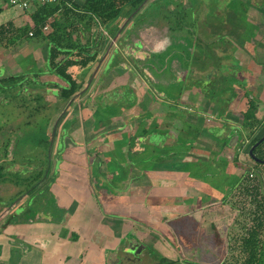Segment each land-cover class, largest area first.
<instances>
[{"label":"crops","instance_id":"crops-1","mask_svg":"<svg viewBox=\"0 0 264 264\" xmlns=\"http://www.w3.org/2000/svg\"><path fill=\"white\" fill-rule=\"evenodd\" d=\"M82 2L70 0L64 5ZM261 6L264 8V0ZM212 44L215 52L218 44ZM228 47L236 49L234 43ZM212 49L206 55L215 60ZM113 50L101 72L109 66L115 68L111 65ZM204 54H188L190 66L187 62L181 68L184 73L174 76L175 90L167 99L155 90L156 103L146 91L142 95L150 99L143 102L135 89L137 79L129 83L117 78L105 91L93 95L97 105L106 100L107 114L102 119H94L93 124L79 117L63 121L52 137L49 162L39 183L28 192L24 184L15 185L14 197L19 203L0 220V264H218L229 254L232 221L221 216L226 205L221 201L227 200L244 169L254 172L252 166H242L249 163L246 154L251 139L264 133V89L256 97L255 117L260 125L247 138L232 90L236 83L232 87L229 81L228 90L219 86L227 68L236 64L231 59L236 58L229 55L230 65L218 63L211 79H206L200 74L203 70L194 66V59L200 61ZM192 66L199 68L195 80L190 76L194 71H187ZM89 69L79 68V74ZM219 71L225 73L217 78ZM182 85L191 87L179 94ZM216 85V93L210 91ZM92 89L86 92L84 104L92 100ZM126 92L127 103L131 97L132 104L111 109L110 104ZM230 135L236 140H230ZM259 150L264 153V144ZM60 155L68 157L59 159ZM201 159L226 164L217 169L219 190L204 180L207 169L195 167ZM259 172L261 177V168ZM32 191L39 202L35 214L28 217L23 214L30 207L21 206L20 201Z\"/></svg>","mask_w":264,"mask_h":264},{"label":"rangeland","instance_id":"rangeland-1","mask_svg":"<svg viewBox=\"0 0 264 264\" xmlns=\"http://www.w3.org/2000/svg\"><path fill=\"white\" fill-rule=\"evenodd\" d=\"M227 1L149 0L130 18L125 19L124 17L120 19L117 26L118 31L116 32L117 38L114 40L111 36L106 37L101 27L95 28L93 25H90L87 31H83L82 35H79L78 31L81 29L82 22H84V19L80 18V12L72 10L70 13L63 14L61 9L47 17V21H52V23L54 21L55 24L45 26L41 31V37H28L24 31L27 28V30H30L29 14L34 10L35 6L32 4L28 9L22 11L11 6L8 0H0V23L3 24L10 21L12 25L11 29L2 36L1 43L5 47L0 44V68L3 67L0 77L42 70L44 56L46 55L45 43L48 39H44L43 36L52 33V30L63 31L62 25L64 23L66 26L68 25V28L73 29L74 34L72 37L77 38L76 40L79 43H87L88 35L95 31L94 36L98 42L94 48L99 51L100 55L97 63L84 75L79 74L80 70L77 66L69 68L78 83L86 84L68 102H61L58 96L53 94L52 91H56L57 87L50 83L49 79H52V77L48 74L36 76L40 84L35 86L27 85L23 91L18 92L15 98H10L14 90L7 93V89L0 87V167H3L2 172L6 171L1 176V179H8L5 182L0 181V220L3 214L7 213L6 211H9L10 208L19 203V200H15L9 206L10 202L14 200V194L18 189L13 182L21 180L22 177L30 172L32 167H39L42 171L45 169V165L49 162L47 158L50 147H53L51 143L52 137L58 134V127L62 125L63 121L66 122L71 117L77 120L79 117L81 121L90 120V124H93L92 121L94 119L99 120L101 116L97 117L96 115L98 105L93 95L105 91L108 85H113L117 82V78L118 80L126 79L129 83L134 82L132 79H137L139 86H135V89L137 87L141 95L146 91L150 92L156 103L159 101V97L155 95V90L162 98L167 99V94L172 95L175 90L173 88V85H175L174 76L178 73L182 75L185 71V69L181 68L187 65V57L190 52L188 49L192 45L190 44L192 37L196 36L205 44L212 41L210 26L217 19L214 13L218 14L217 12L228 8H235L233 12L236 18L246 28L243 42L237 41L235 37L230 36L232 41H236V44L234 43L236 49L226 47L224 52L220 51L219 48H216L215 52L212 49L215 60L210 58V55L209 57L206 55L209 54L208 52L211 53V50H206L202 59L193 64L195 68L198 66L203 70L200 73L201 75H206V79H211L212 74L210 73L214 67L218 69V63L221 64L223 62L230 65L229 55L236 58L237 64L233 67L230 65V69L227 68L228 71L226 70L230 78L224 77V79L227 78L226 85L230 84L229 81L232 87L234 82L236 83V90L234 88L232 90L236 99H238L237 113L240 115L245 107L246 93L256 99L264 89V8L261 6V0H231L226 5ZM19 28H24V30L18 32V37L14 39L15 41L13 40V44L10 43L11 41L7 39L8 36ZM226 29L227 27L224 25L220 31L222 36L226 34ZM217 44L220 46L221 42ZM202 48L193 47V56L199 55ZM112 50L111 65L115 66V68L111 69L109 66L101 72L104 62ZM126 52L131 55L132 60L129 61L125 58ZM224 53L226 56H224ZM119 63H124V67H118L117 64ZM187 66L189 67L190 63ZM194 66L187 71L190 73L194 71L193 75L190 74V76H193L195 80L196 77L194 75L199 68L194 70ZM223 73L225 71L221 72V74ZM218 74L217 78L221 76L220 71ZM43 81H46V83L42 85L41 82ZM208 81L211 82V80ZM219 82H221L219 86L223 87L222 83H225V80L222 81L220 79ZM91 87L93 88L92 100L84 104L83 99ZM190 87V85H182L179 88V94L185 93ZM224 87L227 89V86ZM217 90L218 85L215 87L210 86V91L216 93ZM37 93L41 94L42 97L38 99L37 96L39 94ZM142 96L143 102L150 99L147 96ZM256 101L258 100L256 99ZM36 106H38V111L31 112L32 108ZM114 106H116L115 103L110 104L111 109ZM101 109L104 110L103 107ZM104 114L107 113L104 112ZM115 121H118V118ZM89 129L92 130V127L90 126ZM93 129L96 130L97 128ZM131 130L128 129L127 132H131ZM231 133H234V131L231 130ZM230 136L231 138L233 137V135ZM232 140L235 141L236 139L233 137ZM45 141L47 147L44 146ZM236 146L238 148L242 147L240 144ZM184 147L188 148V146ZM65 157L68 156L60 155L59 159H65ZM246 157L249 163L242 166V169L252 166L253 173H255L256 177L259 176L257 179L264 196V165H259L260 163L253 161L247 154ZM197 164L195 167H201L202 170L207 169L208 171L205 175L203 174L204 178L206 177L204 180L207 185L210 188L219 190L221 178L217 169L221 167L224 169L226 164L220 166L218 162H212L210 159H201L197 161ZM260 168L262 169L261 177ZM40 177L42 178V175L37 180ZM243 177L240 178V181L227 196L228 205H225L221 210L222 213H220L221 216L231 218L230 227H234L236 232H240L241 228L250 224L251 212L257 205V200H254L252 196L243 195V192L237 196L236 192L240 191L243 186L254 184L252 180L245 179V181H242ZM27 186L29 184H24V187ZM37 187L35 188L36 191L39 190ZM36 194V192L32 191L27 196L26 193L23 197L21 196V206L30 207L23 215L26 214L29 217L35 214V207H38L39 202ZM230 205L232 208L229 207ZM184 228H186L185 225L182 229ZM190 228L192 227L188 229Z\"/></svg>","mask_w":264,"mask_h":264},{"label":"trees","instance_id":"trees-1","mask_svg":"<svg viewBox=\"0 0 264 264\" xmlns=\"http://www.w3.org/2000/svg\"><path fill=\"white\" fill-rule=\"evenodd\" d=\"M148 1L149 0H83L80 5L71 3L72 7L65 6L64 1H59L57 3H34L33 5L35 6V8L29 14L31 22L30 30H27V28L24 32L28 37H41V31L43 27H45L46 25L49 26L50 24H55L54 21L52 23V21L50 22L46 20L48 16L60 11V9L62 10L63 14H67L72 12V10H75V12H80V18L84 19V22H82V25L80 26L81 29L78 31L79 35H82L83 31H87L88 27L90 25H93L95 28L101 27L106 37L111 36L114 40H116V32L118 31L117 26L120 19L124 17L125 19L130 18L138 10H140ZM229 1L231 0H228L225 4L227 5ZM233 11H235V8H228L227 10L224 9V11L221 10L220 12H217L218 14L214 13L217 19L210 26V36L213 37L212 42L205 44L202 43L196 36H193L192 41L190 43L192 45H190L191 49L189 54H192V48H195V46L201 48L204 47L202 48L200 53H205L206 50L212 49V43L218 42H221V45H216L214 46V48H219L220 51L224 52L227 47V44H236V41H232V38H230V36L235 37V40L237 41L243 42L244 31L246 30V28L241 21H238L239 19L236 18ZM224 25H226L227 29L226 34L222 36L220 34V31L223 29ZM11 26L12 25L10 21H7L3 24L0 23V44L3 45V43H1L3 39L2 36L4 35V33L8 32V30L11 29ZM23 30L24 28L15 29L13 34L8 36V41L10 40V43L13 44V42L15 41L14 39L18 37V32H22ZM62 30L63 31L61 32L52 30V33H48L47 35L43 36L44 39H48L46 46L45 65L43 66L42 70L0 78L1 88L7 89V93L14 90L11 93L12 96L10 98H15L18 92L23 91L27 85L35 86L40 84L37 81L36 76L41 74H48L53 77L54 80L50 81V83L56 85V93L59 96L61 102H66L69 99H72L82 90V83H78L76 81V79L71 74L69 68L77 66L78 68L84 71L89 69L91 66H93L96 61L99 60V51L94 48L96 47L98 42L97 38L94 36L95 31L88 35L87 43H79L76 40L77 38L72 37V35L74 34L72 28H68V25L66 26L64 23L62 25ZM28 31L31 32L30 35L28 34ZM2 47L5 46L3 45ZM125 54V58L127 60H132V57L128 52H126ZM190 56H193V54ZM224 56H226L225 53ZM194 61L196 62V59H194ZM231 61L232 63L237 62L233 58L231 59ZM224 77L230 78V75L226 76L225 74L222 76V81L225 80V83L222 84L224 86H227V88H230L228 84L226 85L227 78L224 79ZM41 83L43 85L44 83H46V81H43ZM17 87H20L21 89ZM227 90L225 91L227 92ZM41 97V94L37 96L38 99ZM245 98V107L241 111V126L244 128V130H246V137L248 138L251 133L255 131L257 126L260 125V120L255 117V109L257 105L256 99L251 97L248 93H246ZM128 100L129 96L126 92L125 95L117 97L116 100L113 101V103L116 104L115 107L119 105L124 106L125 104L127 107L132 104L131 97V103H127ZM117 101L118 103H120L118 104ZM101 107H103V109L104 107H107L106 100L101 101L98 104V111L96 113L98 114V116H101L100 119H102V116H105V109L102 110ZM34 111H38V106L32 108L31 112ZM108 112L112 115L114 114V112L111 110ZM261 126L264 129V122H262ZM258 138L259 136L252 138L250 144H253ZM263 144L264 141L253 149L254 155L259 159H264V153H260L259 150ZM44 146L47 147L46 141ZM259 165L262 164L260 163ZM2 168L3 167H0V181L5 182L8 181V179H1L3 173L6 172H2ZM42 172V169H39V167H33L28 175L22 177L21 180H13V183L15 185L29 184V186L25 187L26 192L29 189L31 190V188L40 181V179L37 180V178L42 175ZM247 173L248 169H244L242 173L244 179H242V181L248 179ZM258 177L254 175L251 179L252 183H254L253 185H245L243 186V188L240 189V191L236 192L237 196H239L241 192H243V195L245 194L246 196H252L254 200H257V205L251 212L252 216L249 222L250 224L247 225V227L241 226L243 228L240 229V232H236L234 227H229V242L232 250H230L229 254L225 255L218 264H264V196L262 195V191L260 190V183L257 179ZM15 200L16 198L12 200V202H10L9 206ZM221 203L228 205V202L225 199H223ZM229 207L232 208L231 205Z\"/></svg>","mask_w":264,"mask_h":264},{"label":"built area","instance_id":"built-area-1","mask_svg":"<svg viewBox=\"0 0 264 264\" xmlns=\"http://www.w3.org/2000/svg\"><path fill=\"white\" fill-rule=\"evenodd\" d=\"M59 1H64L65 3H68L70 0H8V3L11 6H14L20 10H26L34 3H40V4L41 3H57ZM28 34L30 35L31 32L28 31ZM253 176H254L253 172L248 171V173H247L248 180L251 181Z\"/></svg>","mask_w":264,"mask_h":264},{"label":"water","instance_id":"water-1","mask_svg":"<svg viewBox=\"0 0 264 264\" xmlns=\"http://www.w3.org/2000/svg\"><path fill=\"white\" fill-rule=\"evenodd\" d=\"M70 100V99H69ZM68 100V101H69ZM67 101V102H68ZM232 139V138H231ZM230 139V140H231ZM264 141V133L253 143V144H251L250 145V147L248 148V150H247V155H249V157L253 160V161H255V162H258V163H261V164H264V159H259L258 157H256L255 155H254V153H253V149L255 148V147H257L259 144H261L262 142ZM230 142V141H229ZM128 250H129V248H128Z\"/></svg>","mask_w":264,"mask_h":264}]
</instances>
